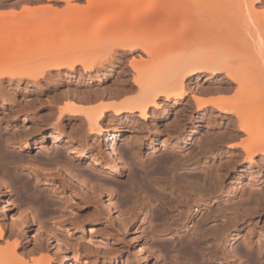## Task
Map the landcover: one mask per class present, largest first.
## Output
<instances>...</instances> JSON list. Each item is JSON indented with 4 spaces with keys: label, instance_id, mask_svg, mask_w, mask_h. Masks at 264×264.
I'll list each match as a JSON object with an SVG mask.
<instances>
[{
    "label": "bare ground",
    "instance_id": "bare-ground-1",
    "mask_svg": "<svg viewBox=\"0 0 264 264\" xmlns=\"http://www.w3.org/2000/svg\"><path fill=\"white\" fill-rule=\"evenodd\" d=\"M54 1H62L64 5L61 9L56 10L48 5L43 7L30 5L36 2L35 0L23 1V4L19 2L11 3L6 11L0 7V18L9 16L8 18L12 19L13 17L18 20L26 19L29 18L27 16L39 12V9H44L46 14L52 10L61 15L74 16L75 14H81L83 9L84 13L79 15L82 18L77 19L87 27L88 25L93 27L95 21L98 20L100 22L98 18L102 16L104 9H106L105 11L108 9L110 11L112 9L118 11L113 14L110 13V16H105V21L108 20L104 24L105 27L110 28V26H107L108 23L111 25L108 30L104 27L101 28L103 24L100 26L97 22L99 27L95 24L97 29L94 27V29L89 28L90 31L83 25L86 27V32L84 31L83 35L79 36L81 37L80 42L76 38V40L71 38L72 40L61 41L65 37V33L62 31L63 26L59 21L60 24H58L62 26L59 29L60 32L57 29V33L50 38L51 40L45 41L44 47L32 59L35 60L37 58V61L31 60V62L37 64V67L33 63V66L31 63L30 65L28 64L30 59L26 61V59L33 56H26L25 54L24 56L22 54L18 58L20 60L23 59V62H27V66L24 63L25 66L13 71L6 68L0 69V90H2L1 82L4 78H9V80L27 78L36 83L40 78L46 77L51 70L66 68L67 72H72L77 65H80L85 73L99 70L104 62L112 63L115 55L125 56L128 53L138 52L137 54L144 53L146 55L145 58H147L145 62V58L141 59L140 55L138 57L139 60L145 63H142V61L140 63L137 59H133L134 57L132 58L133 60H130V68L133 71V86L130 89H135L136 92L130 98L128 97L129 99H124L122 102L117 103L99 102L98 105L91 104V106L89 105L86 108L82 107L83 105L80 104V101L77 103L78 101L68 100L63 108L58 109L53 119L49 117L50 120H53L50 123L52 128L50 127L51 130L49 132H45L47 133L46 136L52 139V155L48 157L44 155L39 157V160L43 161V164L44 162L50 163L49 167H45L46 169H55L67 179L66 186L70 188L77 187L84 191L87 189L86 193L93 190V195L98 193L94 187L95 184L93 186V183L89 180L90 178H86L87 172L83 169H75L69 163L70 159L77 166L82 165V162H87L95 170L104 172L107 169L106 173L116 177L124 176L125 171L127 172V167L129 169V166L125 164L126 159H124L126 158L124 156L126 153H121L114 144L118 135L117 131L106 137L105 150L108 157L106 158L99 150L98 135L96 134L103 133L100 120L106 116L108 111H112L114 117H119L123 113L132 116L137 113L139 118H144L150 107L159 104L158 99L160 97L164 101L173 100L174 102H179L183 100L188 92V82L201 72L208 74L209 77L223 73L225 81L219 83L217 87L212 85L214 88L210 90L216 93L223 91L226 93L228 90L230 92L231 89L233 94L236 91L237 95H233L234 99L221 97L204 98L201 95H192L196 107L212 106L219 113V116L229 119L228 121L231 120L230 122H234L232 120L234 116V119H236L234 123H236L237 127H235L234 123H231L230 125L233 124V126H230L231 128L228 130L230 134L224 138L234 140L241 132L245 134L243 135L245 137L236 144L229 146L241 147L245 159L250 162H253L254 155L258 153L264 155V131L260 129L262 127L264 129V8L262 10L256 8L260 6L259 3L262 0H155L142 7L141 3L144 0H114L116 1L115 3L110 0L112 4H107L106 0H103L104 3L102 0H86V5L84 4L86 8L78 5L74 0ZM19 4L21 8L16 10ZM85 9L87 10L84 11ZM45 20L48 21V19ZM45 20L43 19L41 23L39 21V23L29 24L13 30L14 28H11L13 26H9V23L5 22L7 21L6 19H0L1 30L7 29L6 31L3 30L7 34L3 35L0 40V56L3 53L2 51L9 50L11 44L39 42L49 31L48 23ZM102 21L103 19L101 23ZM58 24L54 26L57 28ZM55 27L53 30H55ZM99 28H101L100 32H98ZM8 30L12 31L8 32ZM91 31L97 33L93 35ZM167 34L171 35L172 39L168 41L167 39L170 38L168 36L169 38L167 37L166 39L168 42L166 41L167 43L163 44V38ZM54 56L59 57L56 62L46 63L45 65L42 63L52 60ZM69 58L70 60H68ZM41 63L43 66H41ZM203 90H199V92L201 91L200 94L205 92ZM49 118L48 115L42 116L39 121L43 125L48 126ZM63 120L69 122L82 121L83 124L85 123L86 129L83 128L84 126L82 127V124L76 125L68 131L62 124ZM24 121L25 118L23 119ZM36 126H31L29 132L24 133V138H20L17 144L12 143L13 139L12 141H5L8 144L12 143L18 146L21 150H26L30 147L31 136L39 130V126ZM258 131H260L261 137L260 135L258 137ZM119 136L122 137L125 143L126 138L123 135ZM135 141H137L136 137L132 143ZM222 141L217 137L211 139L213 146ZM60 145L64 150L58 148ZM162 145L168 147L169 143H162ZM138 146L130 147L137 157L140 155ZM43 148L44 151L50 149L45 146ZM170 148L175 150L177 147L176 145H170ZM152 149L154 148L149 147V150ZM203 150L197 151L193 155L188 153L180 158L167 153L150 158L146 163L142 164L145 171L140 168H138L139 170L134 169L132 176L124 185L117 181L116 187L127 193L126 197L122 198L123 201L127 203L130 201L129 194L131 192L150 191L147 182H153V179L157 180L155 174L156 176L157 174H168L178 168L179 170H188L184 172L183 178L170 176V174L169 180H166V188L170 193L176 194L174 202L176 213L172 214V221L165 226V230L171 232L175 229L173 225L180 226V228L187 227L193 216L202 212V219L199 221L202 230L198 237L209 244L205 248L207 261H213L217 264H232L235 262L237 264H264L263 261H260L264 253V243L258 245L256 252L247 250V248L252 246V243L247 240H244L245 247L239 249V251L234 252L225 248L226 250H223V252H218V243H223L224 241H226V244L230 243L235 234L234 229L237 223L249 215L250 212L248 209H237L228 212L229 198L225 190L224 174L220 169L204 161L202 165L207 171L204 181L200 182L199 177L195 176L193 170L197 168L199 156L203 154ZM66 154L67 157L65 156ZM10 157L8 152L6 154L0 153V169L2 163L6 162L7 159L9 160ZM12 157L10 160L14 158ZM68 157L70 158L69 160ZM141 172H143V176H140ZM29 173L34 174L35 180L41 178L36 170H31ZM85 178L92 184L89 185ZM14 180L19 183L18 186L21 190L25 191L28 188L27 181H22L19 177L14 178ZM114 180L116 181V179ZM16 183L15 185H17ZM105 190L102 188L100 190L99 188V193L93 197H98L99 199L102 192H108L107 189ZM2 191L0 187V213L5 215L7 207ZM139 195H136L137 203L135 206L130 204L132 206L130 209L126 207L129 210L124 209L126 211L123 210L121 212V209L118 212L117 205L112 201V194L107 193L105 195L107 197L105 206L108 213L114 218H118V216L121 217L123 214H130L134 209L139 215L143 214V218L146 217L149 211L144 208H147L148 203ZM261 196L264 197V193ZM42 203L43 206L48 205L45 201ZM92 214L91 216L93 217L95 211ZM18 221L17 223L12 222L9 227L4 223H0V264H50V255L46 252V244L53 238L51 227H47L46 224L39 225L38 230L43 239L41 241H39L40 239L36 240L28 248L21 244V240H19L20 236L24 237L25 235L22 224H28V220L24 221L26 223L22 220ZM25 228L27 227L25 226ZM55 240L59 246L61 239L55 238ZM137 247L142 250L140 245H137ZM196 250L197 245L194 243H189L182 249L184 253L189 251L187 254L191 255V258L195 261L197 260ZM123 263L126 264L127 261ZM174 264H180V262L175 259Z\"/></svg>",
    "mask_w": 264,
    "mask_h": 264
},
{
    "label": "rangeland",
    "instance_id": "rangeland-1",
    "mask_svg": "<svg viewBox=\"0 0 264 264\" xmlns=\"http://www.w3.org/2000/svg\"><path fill=\"white\" fill-rule=\"evenodd\" d=\"M23 1L27 0H0V7L6 11L11 3L19 2L23 4ZM35 1L30 5H34L35 7L48 5L56 10L61 9L64 5L62 1ZM154 1L144 0L141 3V7ZM74 2L86 8V0H74ZM102 2L104 3L103 0ZM106 2L107 4H112L110 0H106ZM259 5L256 8L262 10L264 8V0ZM20 8L21 5L19 4L16 10ZM105 10L102 11V16L98 18L100 22L97 20L94 22V25L91 24L94 28L97 23L100 26L103 24L101 28L104 27L106 30L111 28L109 23L106 25L110 26V28L105 27L104 24L108 22V20L105 21V16L110 13L113 14L118 10ZM53 12L51 10L47 15L44 9H39V12L27 16L29 18L26 19L18 20L16 17H13V19L15 18L13 20L12 18H8L9 16H2L4 18H0L2 20L6 19L7 21L5 22H8L9 26H13L11 27L12 29L14 28L13 30L28 26L29 24L39 23V21L41 23L43 19H48L45 22L48 23L49 29L48 33L42 38L43 40L40 39L39 42L15 43L11 44L8 51H2L3 53L0 56V69L6 68L13 71L21 68V66H27V62H23L24 60L22 58L23 61L18 58L22 54L33 56L32 58L29 57L26 59V61L30 59L28 64H35L31 62L36 57L35 54L39 53L48 40H51L50 38L57 33V29L60 32L59 29L62 26L65 37L61 41L72 40L71 38L73 40L77 39L78 42L81 41V37L79 36L83 35L82 33L87 27L79 20L81 17L79 15L84 13L83 9L81 14H75L74 16L61 15ZM56 14L58 15L56 16ZM101 18L105 22L102 21L101 23ZM59 21L62 26L59 25ZM79 23L80 25H78ZM56 24H58L57 28L55 27ZM53 26L55 30H53ZM1 27L0 40L3 35L7 34L3 32V30L6 31L7 29L1 30ZM3 27L5 28V26ZM93 27L88 25L86 29ZM101 28H99L98 32H100ZM159 28L161 29V27ZM66 32L68 33L67 36ZM91 32L93 35L97 33L94 31ZM168 36L169 34L163 38V44L172 39L171 35L169 36L170 38ZM137 53H128L125 56L115 55L112 63L104 62L99 70H93L87 73L83 72L80 65H77L76 69L72 72H67L66 68L51 70L46 77L40 78L36 83L27 78H13L10 79L11 81L9 78H4L2 80V90H0V150L5 154L8 152L14 158L12 157L13 159L11 160V157L9 160L7 159L6 162L2 163L0 169V178H2L0 180V187L3 190L2 194L7 207L5 215L0 213V223H4L9 227L12 225V222L17 223L19 222L18 220H22L23 222L28 220V224H22V227H24V237H19L21 244H24L28 248L36 240L40 239L39 241H41L43 239V236L39 233L38 226L41 224H46L47 227L50 226L51 230H53V238L46 244V252L50 255V264H125L123 262L126 261V264H174L175 259L180 264H217L213 261L206 260L205 248L209 244L203 242L198 237L202 230L199 222L202 219V212L196 213L187 227L180 228V226L173 225L175 229L171 232L165 230V226L172 221V214L176 213V210H174L176 194L170 193L166 188V180H169L172 175L177 178H183L184 172L188 170H179L178 168L168 174H157V176L155 174L157 180L153 179V182H147L150 191L144 190L140 193L139 191L131 192L128 203L122 199L124 196L126 197L127 193L116 187L117 181L124 185L130 179V176H132L134 169L139 170L138 168H140L144 170L145 168L142 164L146 163L150 158L164 153L180 158L188 153L193 155L197 151L204 149L202 151L203 154L199 156L200 159L197 168L193 170L195 176L199 177L200 182L204 181L207 174L206 169L202 165L204 161L220 169L224 174L225 190L229 198L228 212L237 209H248L250 212L249 215L237 223L234 229L235 234L230 243L226 244V241L218 243V252L221 253L226 249L233 250L234 252L239 251V249L245 247L244 240L252 243V246L247 248V250L256 252L258 245L264 243V197L261 196L264 193V155L259 153L254 155L253 162L245 159L241 147L229 146L242 140L245 134L241 132L239 134L240 136L238 135L234 140L224 138L230 134L228 130L231 128L230 126H233V124H230L236 121L234 116L232 117L234 122H230L231 120L228 121L229 119L227 120L219 116V113L212 106L197 108L192 98V95H201L204 98L221 97L234 99L233 95H237L233 89L236 87L235 85L232 88L235 91L234 94L231 89V93L228 90L226 93L224 91L220 92L221 94L215 91L214 93L213 90H210L225 81L223 73L209 77L208 74L201 72L188 82V92L183 100L179 102H174L173 100L164 101L160 97L158 99L159 104L150 107L144 118H139L137 113L133 116L123 113L119 117H114L112 111L106 113V116L100 120L103 133L96 134L98 135L97 143L99 144L100 152L107 158L108 154H106L105 150L106 137L114 131H117L118 135L116 136L114 144L121 153H126L125 155L123 154L126 156L124 158L126 159L125 164L129 166L124 176H111L105 172L107 169L104 172L102 170H95L87 162H82V165L77 166L68 157V160L70 159L69 163L75 169H83L87 172L86 178H90L89 180L93 183V186L95 184L94 187L98 193L99 188L100 190L101 188L103 190L107 189L108 192H105L106 190L102 192L99 199L98 197H93L98 194L95 193L93 195V190H90V193H86L87 189L84 191L77 187L70 188L66 186L67 179L61 176L55 169H46L50 163L47 164L44 162V165L43 161L39 160V157H43L44 155L47 157L52 155V139L46 136V132H49L52 128L50 123L53 120H50L49 117L53 119L58 109L63 108L68 100L78 101L77 103L80 101V104L83 105L82 107L86 108L89 105L91 106V104L98 105L99 102H122V100L129 99L130 96L134 95L136 90L130 89L133 86V71L130 68V60L134 57L133 59H137L141 63L142 60H139V55L142 57L141 59L146 57L144 53ZM58 59V56H54L52 60H47L42 63L44 65L46 63H54ZM24 63L26 64L24 65ZM42 63L41 66H43ZM35 65L37 67V64ZM201 88L205 90L202 94H200L201 91L199 92V90H203ZM203 93L205 94L203 95ZM47 115L49 118L48 126L43 125L39 121L40 117ZM24 118L25 121L23 122ZM62 124L69 131L76 125H82L83 122L79 120L76 122L63 120ZM84 124L82 125V127L84 126L83 128L86 127ZM234 124L237 127L236 123ZM36 125L39 126V130L31 136L30 147L28 149L21 150V148L12 144H17L20 138H24V133H28L30 127H35ZM260 129L264 131L263 127ZM119 135H123L126 138L125 143ZM259 135L260 133L258 137ZM135 137L137 141L132 143ZM214 137L223 141L213 146L211 139ZM5 140L12 141V143L8 144ZM162 143H169V146H163ZM136 145H139L138 147L140 148V155L138 157L130 148ZM170 145H176L177 148L173 150L170 148ZM43 146L46 148L49 147L50 149L44 151ZM149 147H153L154 149L149 150ZM58 148L64 150L61 145ZM65 156L67 157V154ZM31 170H36L41 178L35 180L34 174L29 173ZM140 176H143V172L140 173ZM18 177L22 181L25 180L28 182V188L25 191L21 190L18 186L19 183H16L14 180V178ZM87 179L86 181L88 182L89 180ZM91 182H88V184L91 185ZM107 193L112 194V201L117 205L118 212L121 209V212H123L124 209L129 210L130 207L135 206L137 203L136 195L140 194L141 198H144L148 203L147 208H144L149 211L147 216L143 218V214L139 215L133 209L130 214H123L121 217L114 218L108 213L105 206V199L107 198L105 195ZM44 201L48 205L44 204L45 206H43L42 202ZM93 211H95V215L92 217ZM55 238L61 239L59 246ZM189 243L197 245L196 261L191 258V255L187 254L189 251H185V253L182 251ZM137 245H140L142 250ZM260 261L264 262V253Z\"/></svg>",
    "mask_w": 264,
    "mask_h": 264
}]
</instances>
